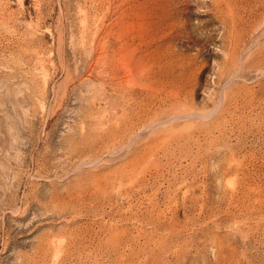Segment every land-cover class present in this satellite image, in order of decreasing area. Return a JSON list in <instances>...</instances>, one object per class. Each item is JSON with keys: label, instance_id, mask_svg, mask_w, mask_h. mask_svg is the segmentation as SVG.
<instances>
[{"label": "rangeland", "instance_id": "374dc122", "mask_svg": "<svg viewBox=\"0 0 264 264\" xmlns=\"http://www.w3.org/2000/svg\"><path fill=\"white\" fill-rule=\"evenodd\" d=\"M0 264H264V0H0Z\"/></svg>", "mask_w": 264, "mask_h": 264}]
</instances>
